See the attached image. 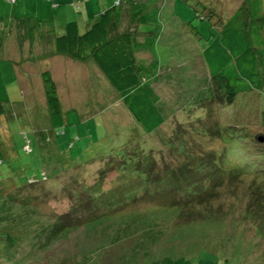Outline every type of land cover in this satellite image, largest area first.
Wrapping results in <instances>:
<instances>
[{"label": "rangeland", "instance_id": "rangeland-1", "mask_svg": "<svg viewBox=\"0 0 264 264\" xmlns=\"http://www.w3.org/2000/svg\"><path fill=\"white\" fill-rule=\"evenodd\" d=\"M117 1L0 0V264H54L65 257L66 264H264V144L254 141L264 133V94L240 92L231 102L215 96L202 49L216 17H206L197 0ZM203 1L229 13L241 0ZM108 7L110 29L130 31L145 72L157 70L152 88L166 119L152 133L92 58L56 52L55 37L67 21L83 32ZM44 53L61 117H52L46 102L39 73ZM56 54L71 67L56 62ZM17 60L21 70L30 68L18 82ZM211 149L222 153L216 166L235 171L218 168L223 177L204 199L177 201L190 191L168 174ZM126 151L132 157L117 169ZM34 174L48 177L29 183ZM99 182L104 195L87 186ZM35 193L40 197L32 200ZM60 216L74 223L43 248L47 237L36 231Z\"/></svg>", "mask_w": 264, "mask_h": 264}, {"label": "trees", "instance_id": "trees-1", "mask_svg": "<svg viewBox=\"0 0 264 264\" xmlns=\"http://www.w3.org/2000/svg\"><path fill=\"white\" fill-rule=\"evenodd\" d=\"M197 1L205 8L206 17L209 19H215L216 17V21H213L216 24L215 32H211V40L202 49L203 63L207 68V79L209 80V86L214 90L215 96L223 102H231L236 99L240 92L247 91L249 93L246 95H250L252 98L258 94L260 95L261 92L264 94V0H241L229 13L221 8L219 9L214 4L208 5L203 0ZM116 2L118 1L116 0ZM112 17L110 7L103 9L83 32H79L75 20L67 21L64 25V32L55 37L56 52H63L72 58L83 61L92 58L108 82L118 91L122 102L134 119L140 123L146 134L152 133L166 119L158 104V97L152 88V81L157 76V70L149 69L145 72L148 68L136 55L135 37L128 30L115 32L110 29V26L113 25L111 24ZM194 27L196 28L195 25ZM195 32H198L197 28ZM200 35L202 36V33ZM41 78L51 116L61 117V100L57 94V86L51 70L48 68L42 70ZM3 112V99L0 97V115ZM262 112H264V108ZM64 132V129H61V131L56 130L55 134L58 135ZM254 141L256 144H260V142L264 144V141L257 140L256 136ZM24 149L27 152L31 151L29 146L28 149ZM133 153L134 151H132ZM123 154L125 156L122 155V159L118 158L117 169L121 165L125 167V163L129 161L128 157H132L127 151ZM221 154L216 149H211L205 154V159L201 155L198 158L190 159L188 162L185 161L175 165V167L178 166L177 169H173L168 176L179 183L176 184V187L184 183L188 186L186 190L190 191L180 193L177 196V201H180V199H185L186 202L189 199H204L210 194V190L220 183L224 170L235 171V169H231L232 167L223 168L214 164L222 156ZM140 167L145 169L143 166ZM155 167L160 168L157 164H154L153 168ZM162 168L167 169L169 167L164 165ZM218 168L223 171L217 170ZM236 170L235 174L238 173L239 169ZM200 171H203L204 174H200ZM217 171L219 174H216ZM45 177H48V175L46 174ZM45 177L39 178L44 179ZM39 178L35 174L34 176L30 175L29 183L39 181ZM85 178V176H81L83 183ZM190 184L193 187H190ZM87 186L90 188L94 186L98 193L101 192V195L106 193L99 189L101 187L100 182L87 184ZM257 194L254 192L255 199L258 200ZM259 194H261V190ZM21 195L25 196L24 194ZM30 196L32 200H35L38 196L40 197L39 193ZM72 196L78 199V195L73 194ZM16 200H20L21 204L25 201L20 196ZM182 200L181 202H183ZM78 204L83 208L86 207V204L79 199ZM71 209H74V206H71ZM78 210H81L79 206ZM85 212H89L87 216H91L90 210H85ZM80 215L81 213L75 216L74 222L80 219ZM62 221L61 216L59 219L56 217L49 224H42L43 227L36 231L38 236L43 233L47 237V240L43 243V248L50 245L55 237L58 238L62 230L66 229L65 232H67L68 226L74 223H64ZM117 226L121 227L120 224ZM11 244L12 242L9 241L8 246L11 247ZM9 247H7V250H9ZM71 254L68 251L67 255ZM65 260L56 259L54 264H66Z\"/></svg>", "mask_w": 264, "mask_h": 264}, {"label": "crops", "instance_id": "crops-1", "mask_svg": "<svg viewBox=\"0 0 264 264\" xmlns=\"http://www.w3.org/2000/svg\"><path fill=\"white\" fill-rule=\"evenodd\" d=\"M17 29V27L15 26L14 27V30H16ZM1 31V30H0ZM17 31V30H16ZM19 32L20 31H17V34H19ZM19 45V44H18ZM11 47H14V46H11ZM27 47L29 48V47H32V43L31 42H27ZM4 48H5V44L3 45V46H1V50L3 51L4 50ZM37 49H39V50H41V48H37ZM44 52H45V50H43ZM47 51H49V48L47 49ZM39 52H41V51H39ZM16 55L18 56V59H19V48L16 50ZM58 54H56V56L54 57V60L56 61V62H59V63H62L63 64V67L64 66H66L65 64H68V62H67V58H65V59H63V57H60V56H57ZM42 58H43V61L41 62L42 63V70H44V69H46V65H47V63H48V61H49V59H48V57H47V54L46 53H44L42 56H41ZM47 57V58H46ZM62 58V59H61ZM88 60V59H87ZM70 67H71V65L72 64H68ZM12 68H13V70H14V72H15V77H16V80H17V82L18 81H20L21 80V77H23V75H25L26 73H29V71H30V68H29V65H27L25 68H23L24 70H21L20 69V67H18V60L17 61H14V63H12ZM49 70H51V73H52V69H50V68H48ZM28 71V72H26V71ZM42 70H40V78H41V72H42ZM31 74H35V71H34V69L32 70V72H30ZM52 76H53V74H52ZM41 80H42V78H41ZM28 83H30V82H28ZM27 83V84H28ZM44 87V86H43ZM120 95V94H119Z\"/></svg>", "mask_w": 264, "mask_h": 264}, {"label": "water", "instance_id": "water-1", "mask_svg": "<svg viewBox=\"0 0 264 264\" xmlns=\"http://www.w3.org/2000/svg\"><path fill=\"white\" fill-rule=\"evenodd\" d=\"M256 138L259 141H264V134L263 133H258V134H256Z\"/></svg>", "mask_w": 264, "mask_h": 264}, {"label": "built area", "instance_id": "built-area-1", "mask_svg": "<svg viewBox=\"0 0 264 264\" xmlns=\"http://www.w3.org/2000/svg\"><path fill=\"white\" fill-rule=\"evenodd\" d=\"M24 147H25L26 149H28V146H27V145H25Z\"/></svg>", "mask_w": 264, "mask_h": 264}]
</instances>
